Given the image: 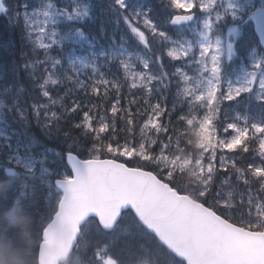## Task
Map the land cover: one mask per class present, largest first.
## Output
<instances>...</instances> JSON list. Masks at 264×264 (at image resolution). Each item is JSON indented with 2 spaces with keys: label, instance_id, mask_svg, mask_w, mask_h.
<instances>
[{
  "label": "snow or ice",
  "instance_id": "snow-or-ice-1",
  "mask_svg": "<svg viewBox=\"0 0 264 264\" xmlns=\"http://www.w3.org/2000/svg\"><path fill=\"white\" fill-rule=\"evenodd\" d=\"M160 7L166 25L192 30L195 39L173 40L154 18L156 6L140 0H108L105 8L116 24L127 26L141 51H129L115 41L98 49L82 28L69 25L61 30L64 21L94 19V7L85 0H70L64 7H58L56 0H39L37 5L24 3L22 15L16 13L29 36L36 33L40 49L53 45L63 49L66 41L81 46L79 55L73 48L61 59L48 58L51 64L44 68L39 87L49 104L33 105L37 123L43 110L45 135L62 138L63 148H49L34 136L26 144L17 140L14 146L6 136L5 113L17 112L26 129L29 115L20 110L14 96L10 105L0 100V109L5 110L0 112V137L9 150V166L0 175V186H8L0 190V201L8 202L18 187L24 189L20 197L29 201L23 205L33 218L39 244L37 264H56L58 257L50 260L47 253L52 244L75 253L86 249L94 221L104 230L120 228L125 247L136 256L132 264H264V49L257 51L255 42L249 41V62L247 52L231 39L255 21L259 45H264V0L259 6L255 0H161ZM10 11L7 0H0V13ZM105 27L101 25L102 33ZM156 42L168 46L158 53ZM165 56L182 61V66L164 71ZM121 71L128 88L137 90L130 92L127 106L121 103L123 85L117 79ZM56 89L64 96L54 99ZM166 92L172 94L171 107ZM57 104L67 114L63 129L62 116L51 112L48 118L50 105ZM252 104L258 112H252ZM173 114L187 128L195 126L206 135L207 142L197 137L198 159L192 160L182 146L187 133L171 127ZM138 115L144 120L140 140L134 142L129 136ZM161 117L169 118L168 125ZM73 118L78 122L73 123ZM118 121L125 125L121 131L129 134L123 143L117 139ZM101 151L135 157L154 170L102 159ZM78 152L90 158L81 159ZM189 162L195 165L198 181L192 188L174 180V170ZM13 163L23 171L14 170ZM62 163L70 166L67 172L59 170ZM225 188L229 190L224 192ZM39 195L49 199L50 210L38 227L29 205ZM15 204H22L21 199ZM229 214L242 223L231 222ZM105 264L122 262L109 256Z\"/></svg>",
  "mask_w": 264,
  "mask_h": 264
},
{
  "label": "trees",
  "instance_id": "trees-1",
  "mask_svg": "<svg viewBox=\"0 0 264 264\" xmlns=\"http://www.w3.org/2000/svg\"><path fill=\"white\" fill-rule=\"evenodd\" d=\"M56 2H57L58 7H64L67 4H69L70 0H56ZM134 2H136V0H134ZM140 2H146V3L156 6L157 11L154 13V18L159 23L165 26L166 30L169 32V35L172 37L173 40H175L177 32H179V28L176 26L166 25L165 23L166 19L162 20V18H165L166 16L163 15L164 9L160 7L161 0H140ZM166 2L167 0H164V3ZM24 3H28L30 6H32V5H37L39 3V0H7V4L11 7V11L9 13H0V27L7 26L13 31L12 34L3 33L0 36V49H4L8 46L10 47L9 50L13 52L12 54L4 53L3 55H0V100H3L5 104L10 105L12 102L13 96H15L18 93L22 94L23 97L26 98L25 101L22 103H20L19 101H16V102L18 103L20 110L24 111L26 114L29 115V126L26 129L24 127V122L18 119L17 112H6L5 118L8 123V128L6 129V136L11 137L10 142L14 146L16 145L17 140H20L22 144H26L28 142L29 136H34L43 145L49 148H55L59 150L60 148H63L65 146L62 138L48 137L45 135L43 125L46 122V120H45L43 110H41L39 123H37L36 109L33 108V105H36V107H39V105L49 104L48 99L42 96V92L39 87L40 83H42V79L45 77V73L42 75L43 78L40 81L36 80V84H32L30 88V91L33 93L34 98H36L37 100L27 98V94L25 93L24 87L19 84V79H20L19 75L18 73L15 74V72L11 70L8 59H10L9 56H12V55H14L16 59L17 58L20 59V54H22L23 56V51L24 49H26L27 54H28L27 64L30 66L29 68L35 71L34 74H37V73L40 74L42 69L47 68L48 65L51 64V60L48 59L49 57L55 58V59H61L62 53L66 55L68 51H70L73 48L76 49V52L79 55L81 54V46L66 41L63 49H61L59 45H53L52 48L48 50L40 49L38 45L35 43L36 33L32 32L31 35L29 36V29L24 25L22 20H17L16 18L17 12H20L22 15L23 13L22 5ZM107 3H108V0H91V5H93L94 11H95L94 19L90 22H77V23H73L70 21H64L63 24L60 26L61 30H66L69 25H71L72 27L82 28L88 35L89 40H93L97 42L98 49L100 47H110L112 45V42L115 41L117 46L123 43L124 47L127 48L129 51H141L142 46L139 48L137 47L135 38L130 33V30L127 29V26L124 25L122 22L119 24H116L115 17L106 11L105 5ZM101 25L106 26L105 32L103 33L100 31ZM14 32H17V33H14ZM245 32L248 33L246 27H245ZM151 39L152 38L150 37V40ZM254 39H255V45L258 46L257 50H260L257 39L255 37ZM167 46L168 45L160 43V42H156L154 44V47L158 53L163 51ZM84 50L86 52L87 45L84 46ZM46 60H47V64H44L42 67L41 62L46 61ZM62 63L64 64L66 68L67 67L66 59H62ZM182 64H183L182 61H172L165 56L164 71L173 72L175 68L181 67ZM137 69L139 70V67ZM111 70L115 72L114 68H112ZM111 78L112 77L109 76V79ZM117 79L123 85L121 88V95L124 98L122 99L121 103L122 105L127 106V98L130 92L136 93L137 90H134V89L130 90L128 88L127 83L124 82V76H123L122 71L117 76ZM173 83H175V81H173ZM6 88L9 90L8 92H5ZM59 94L63 96L64 92L60 89H56V91H54L52 94L53 98L57 99L59 97ZM165 95L168 97L169 107H171L172 94L170 92H166ZM111 102L112 101L110 98L109 103ZM109 103L104 104L103 108L105 109L108 108ZM61 109L62 108L59 107V104L50 105V111L48 112V118L49 119L51 118V112H56L58 116H62L60 120V126L63 129L66 127L67 114L61 112ZM251 110L252 112L255 113V112H258L259 109L256 104H252ZM136 111H137L136 107L133 106V112L135 113ZM0 112H5V110L0 109ZM168 119H169L168 117H161V121L165 125H168ZM171 119H172V124H171L172 128H175L178 132L187 133L186 136H182V141H181L182 146L188 149V154L192 160L198 159L199 141L197 137H200V140L203 142H207V137L205 135H201L195 126H191L187 128L184 124H182L181 122L177 120L175 114L172 115ZM143 120H144V116L142 115L135 116L133 132L131 133L130 136L127 132L121 131V129H123L125 125L122 121H118L117 122V132H118L117 139H119L120 142L123 143L124 137L129 136V138L133 139L134 142H139L140 140L139 130L142 127ZM75 122H78L77 118H73V123ZM76 134L78 135L79 133L77 132ZM148 134L151 135V133H148ZM163 135L164 134L162 133L161 137H163ZM168 135H173L175 139L173 132L170 131ZM184 140H187L188 144H185ZM105 143H107V141H105ZM0 147L3 148V151L0 152V175H3L5 168L9 166L8 161H7V154L9 150L5 146V139L3 137H0ZM40 151H41L40 148L35 149L36 153H39ZM23 152H24V148L21 147L20 154H23ZM77 154L80 155L81 158H90L87 154H81L79 152ZM100 155L101 157H106V156L113 157L111 154H108L104 151H101ZM218 156H219V153H218ZM114 158L124 161L129 165L143 166L144 168L150 169L152 171L154 170V167L146 165L144 161L138 160L135 157L130 159L126 157L116 156ZM11 166L15 168L16 170L23 171V169H18L17 166L14 165V163ZM59 170L61 172H67L69 169L67 168L66 163H62L60 165ZM195 172H196L195 165L190 163L186 168L178 169V171L176 172V175L174 176V180L177 184H180L185 187L187 186L188 188H192L195 186V183L197 181ZM240 185H241L240 190L242 191L243 181L240 182ZM3 186L7 187L8 185L5 184ZM23 190L24 189L18 187L16 191L12 192L10 196V199H11L10 201L8 202L0 201V217H3V219L5 220L4 222L5 223L7 222L9 224L10 226L9 229L17 227L15 216L18 217V216H21L22 214L23 216H25V214L28 213L23 204L29 203V201L27 197H20V192ZM228 190H229L228 188H225L224 192H227ZM17 198L21 199L22 204L20 205L15 204V200ZM46 204L48 205V208L45 207ZM29 206L32 208L33 216L38 218L37 226L39 227L42 222L46 221L47 215L49 214L50 201L47 197L43 195H39L37 196L35 201L30 203ZM254 212H256L255 208L253 209V215H254ZM9 213H12L13 215L10 216ZM227 218L233 219V221H235L238 224L242 223V221L237 220L235 216L231 214H229ZM245 219H248V217L246 216ZM253 222L255 223L257 221L253 219ZM32 232H33L32 241H34L36 237V233L34 229ZM119 236L122 237L121 232H119L116 237H119ZM23 238L25 239L24 236ZM96 239L99 240L97 242L98 244L100 240L103 239V237H99ZM120 239L121 241H123L122 238ZM14 246L16 250H18L19 245L15 243ZM120 246H123L122 242L120 245L117 244V247H120ZM36 247L37 245H35L34 263H35V259L37 255ZM10 250L11 249L7 245H4L3 243L0 242V257H3L2 264H8L9 260L11 261V259L13 258L17 260L19 258L20 256L19 251H17L18 252V255H17L16 253L11 252ZM105 252L107 253V251H104V248H99L93 253V255L104 257Z\"/></svg>",
  "mask_w": 264,
  "mask_h": 264
},
{
  "label": "rangeland",
  "instance_id": "rangeland-1",
  "mask_svg": "<svg viewBox=\"0 0 264 264\" xmlns=\"http://www.w3.org/2000/svg\"><path fill=\"white\" fill-rule=\"evenodd\" d=\"M86 1L87 0H85V2ZM255 3H259V2H255ZM165 19H167V18H165ZM228 27H233V25L232 24L228 25ZM195 28H196V25H193V29H195ZM226 32H227V30H226ZM245 36H246V34L244 33V28H243L241 36H235L234 35L233 37H231V39L235 43H237V45L239 47H243V51H244L246 42L247 43H249V41L255 42V39H254L252 34L247 35L246 37ZM226 37H228L227 33L225 34V36H223V38L225 40L229 39V37L228 38H226ZM242 37H244V38L240 41V39ZM185 39H187V40L195 39V37L192 34V30L179 29V32H177L175 40L183 41ZM11 59H15V57H12ZM0 127H2V125H0ZM200 134L201 135H205L203 133H200ZM175 179H177V178H175ZM3 187H5V186H0V190H2ZM10 200L11 199H9V201ZM45 207L48 208V205L46 204ZM34 219H36L35 223L37 225L38 218L34 217ZM4 221L5 220L3 219V217H0V242L3 243L4 245H7L9 248L12 247V245L15 244V243L18 244L19 245L18 250H16V248H14V253H16L18 255L17 251H19L20 255L23 256V254H21L22 246L33 240V236H32V234H33L32 231L34 229L33 228V218L28 213L25 214V216H23V214L21 216H18V217L15 216V221H16L17 227L16 228H12V229H9V227H10L9 224L7 222L5 223ZM125 223L126 222L123 221L121 226H123ZM98 227H100V226H98ZM9 230L12 232L11 236L6 234V232L9 231ZM97 235H98V233L89 232V236L88 237L90 238V240H89L90 244H93V245L97 244V242L99 241L98 239L95 238ZM23 236L25 237V239L23 238ZM104 238H105V236L103 237V239ZM120 238H121V236H119V237H115L114 236V237L109 239L108 243H109V246L112 248V250H108L107 255H106L104 261L102 262V264H105V262H106V260L108 259L109 256H111L113 259H116V260L120 259V261L122 262V257L120 256V252H122V251H127L126 254H128L130 256L129 257L130 258L129 262H127L125 264H132V261L136 259V257L133 258L134 255L132 254V252H129L130 250L127 247H125L124 245L120 246V247H117V243L119 241H121ZM23 251H25V250H23ZM82 251L84 253L83 256H88V248L83 249ZM14 253H13V255H14ZM13 255H12V257H13ZM80 259L82 260V256L80 257ZM2 260H3V257H0V264H2ZM77 260L79 261V259H77ZM30 261L31 260L27 261L24 264H30ZM36 261H37V257L35 259V263L33 262V264H36ZM9 262H11V263H9ZM8 264H19V261H18V259L16 260V259L13 258V259H11V261L10 260L8 261Z\"/></svg>",
  "mask_w": 264,
  "mask_h": 264
},
{
  "label": "bare ground",
  "instance_id": "bare-ground-1",
  "mask_svg": "<svg viewBox=\"0 0 264 264\" xmlns=\"http://www.w3.org/2000/svg\"><path fill=\"white\" fill-rule=\"evenodd\" d=\"M164 19L165 18H162V20H164ZM3 33L12 34L13 31L7 26H2V27H0V36ZM14 33H17V32H14ZM9 49H10V47H8V46L6 48H4V49H0V55H3L4 53L5 54H12L13 52L11 50H9ZM27 56H28L27 50L24 49L23 56H22V54H20V59L19 58L11 59L12 57H14V55H12V56H9L10 59H8V60H9V63H10L11 70L14 71L15 74L18 73L19 78H20L19 79V84L24 87L25 93L27 94V98L36 99V98H34L33 93L30 91V88H31L32 84H36V80L40 81L43 78L42 75L44 74V69L41 70L40 74H38V73L34 74L35 71H33L31 68L25 69L24 65L28 61ZM63 96H61V94H59V97H63ZM14 97L16 98V101H19L20 103L24 102L25 99H26V98L23 97L22 94H19V93L16 94ZM67 102L68 101H67V98H66L65 99V103H67ZM61 112H63V109H61ZM121 242L125 246L124 241H119L117 244L120 245ZM37 243H38V241H37V236H36L34 241H30L29 243H27V244L22 246L21 254H23V256L20 255L19 258H18L20 264H24L28 260H31L30 264H33V262H34L35 245H37V247H38ZM14 248H15V246L13 244L12 247H10V249H11L10 251L14 252ZM23 250H25V251H23ZM129 252H131V251H129ZM126 253H127V251L120 252V256L122 257V264H125V263L129 262V259H130L129 257L130 256L128 254H126ZM135 257L136 256L134 255L133 258H135Z\"/></svg>",
  "mask_w": 264,
  "mask_h": 264
},
{
  "label": "water",
  "instance_id": "water-1",
  "mask_svg": "<svg viewBox=\"0 0 264 264\" xmlns=\"http://www.w3.org/2000/svg\"><path fill=\"white\" fill-rule=\"evenodd\" d=\"M254 23H255V21H254ZM255 30H256V24H255ZM257 32V31H256ZM257 34L259 35V32H257ZM264 46V45H263ZM102 159H108V158H102ZM119 162V161H118ZM122 163V162H121ZM51 249L56 253V254H58V255H60V256H52L51 255ZM49 248L48 247V249H47V253H48V257H49V259L51 260V259H54V258H56V257H58V259L56 260V264H58V262H60V261H64V258L62 257V250L60 249V247H58L57 245H55V244H53V246H52V248Z\"/></svg>",
  "mask_w": 264,
  "mask_h": 264
}]
</instances>
